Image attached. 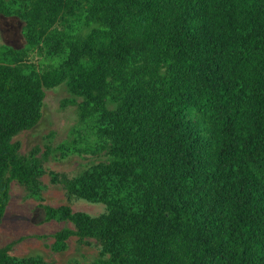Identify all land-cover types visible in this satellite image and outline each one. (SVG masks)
Returning a JSON list of instances; mask_svg holds the SVG:
<instances>
[{
  "label": "trees",
  "instance_id": "16d2710c",
  "mask_svg": "<svg viewBox=\"0 0 264 264\" xmlns=\"http://www.w3.org/2000/svg\"><path fill=\"white\" fill-rule=\"evenodd\" d=\"M0 15L26 43L0 44V220L11 181L41 199L43 160L85 153L100 159L51 181L105 209L43 205L74 226L54 251L74 236L99 244L90 264H264V0H0ZM61 84L72 138L21 153ZM9 250L0 264H47Z\"/></svg>",
  "mask_w": 264,
  "mask_h": 264
},
{
  "label": "rangeland",
  "instance_id": "374dc122",
  "mask_svg": "<svg viewBox=\"0 0 264 264\" xmlns=\"http://www.w3.org/2000/svg\"><path fill=\"white\" fill-rule=\"evenodd\" d=\"M23 24L15 16L0 15V44L17 50L23 48L26 44L22 34ZM27 54L25 61L35 64L40 60L47 61L41 53L36 54V50L28 51ZM68 97L69 93L63 84L44 90L40 120L35 126L21 131L13 138L19 141L21 153H26L35 146H39L41 151L45 146L54 148L60 142L72 138L76 113L74 103L63 104V99ZM58 156V151H54L43 160L45 172L40 178L43 185L41 199L30 196L16 181L10 182L8 203L0 220V247L10 244L11 255H40L47 264H90L99 252V244L94 239H87L91 243H83L71 236L67 239L66 249L54 251L51 248L54 241L52 235L56 231L65 226H74L68 221L45 220L42 206L57 207L68 204L73 211H84L90 215L103 212V203H91L84 199L69 200L63 185L59 182L53 183L50 175V172H56L73 176L100 158L85 153H71L64 158Z\"/></svg>",
  "mask_w": 264,
  "mask_h": 264
}]
</instances>
